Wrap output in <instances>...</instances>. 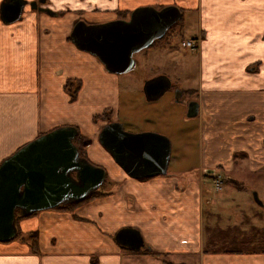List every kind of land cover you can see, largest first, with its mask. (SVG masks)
I'll use <instances>...</instances> for the list:
<instances>
[{
  "label": "crops",
  "instance_id": "crops-1",
  "mask_svg": "<svg viewBox=\"0 0 264 264\" xmlns=\"http://www.w3.org/2000/svg\"><path fill=\"white\" fill-rule=\"evenodd\" d=\"M5 1L0 0V8ZM24 1L19 19L6 23L0 16V164L41 134L73 126L91 138L87 158L104 168L108 187L72 208L40 210L15 222L17 231L35 234L34 242H0V264H138L156 258H164L165 264H264V251L224 249L234 244L236 224L219 228V215L216 219V214H210L213 221L203 227L204 205L229 199L209 198L207 181H212L213 172L228 173L227 183L237 190L243 186L237 188L230 180H235V166L241 161L254 164L251 175L264 176V116L258 112L264 90L259 88L264 85V0ZM167 5L195 14L196 34L188 38H198L191 56L196 86L181 89L190 98L183 102L170 99L171 103L183 106L182 121L198 120L201 137L218 154L204 164L207 168L199 171L196 179L181 169L131 178L98 142L106 119L101 117L90 128L80 129L83 108L75 111L80 96L72 99L65 82L82 79L89 68L106 76L112 73L94 55L76 48L69 36L79 20L87 24L127 20L135 8ZM186 67L187 63L181 66L183 70ZM111 93L108 118L119 122L118 95L115 89ZM191 100L198 105L197 114L187 117L186 106ZM148 121L151 127L126 131L146 130L167 137L174 132L168 122L159 129L158 121ZM184 161L172 158L170 151L167 169L169 164L182 165ZM200 165L202 169L203 161ZM243 222L240 218L239 228L250 223L264 228V216L256 209L251 221ZM126 228L139 233L143 249L131 250L116 242V234ZM192 255L194 260L183 261Z\"/></svg>",
  "mask_w": 264,
  "mask_h": 264
},
{
  "label": "water",
  "instance_id": "water-1",
  "mask_svg": "<svg viewBox=\"0 0 264 264\" xmlns=\"http://www.w3.org/2000/svg\"><path fill=\"white\" fill-rule=\"evenodd\" d=\"M44 2V0H40ZM24 0H6L0 8L1 19L12 22L20 18ZM36 2L30 6L35 8ZM181 16L175 5L160 9L153 6L135 8L129 18L99 24L77 21L70 41L81 51L94 55L110 73H124L134 68L133 55L161 38ZM170 87L165 76L148 80L143 85L146 100L159 98ZM179 91L175 94L178 102ZM186 116L197 114L196 102L186 106ZM77 129L61 126L26 143L0 164V242L16 235L15 210L21 216L80 201L100 187L105 177L102 167L80 157L73 139ZM99 144L131 178L165 174L171 144L162 134L128 132L118 122L104 125L98 133ZM257 204L262 205L257 198ZM115 240L120 245L139 251L144 244L139 233L126 228Z\"/></svg>",
  "mask_w": 264,
  "mask_h": 264
},
{
  "label": "rangeland",
  "instance_id": "rangeland-1",
  "mask_svg": "<svg viewBox=\"0 0 264 264\" xmlns=\"http://www.w3.org/2000/svg\"><path fill=\"white\" fill-rule=\"evenodd\" d=\"M183 24L185 25L184 28ZM196 30L195 14H190L185 10V13L181 15L180 21L172 29L167 31L161 41L134 54L133 57L136 61V66L133 69L119 74L112 73L109 76L99 73L94 68H89L85 73L81 72L82 79L79 77V84L72 86V89L75 86L79 87L77 88L76 96H80V99L76 103L77 107L75 111H81L78 108H83L80 129L85 130L90 128L93 122L98 123L101 118L97 119L96 115H101L104 110L110 107L109 103L113 99L111 89H115L119 101L118 119L123 129L126 130L129 128L136 131L151 127L148 121L151 119L158 121V126L156 127L160 129L163 122H168V125L174 131L170 136H166L171 144V156L172 158L175 157L179 162L182 160L185 161L182 165L178 164L175 166L169 164L167 173H170L173 169H181L180 172L196 179L199 171H205L207 168L204 164L209 163L218 152L206 145L207 140L202 138L199 132L198 120L195 118H186V121H182L179 116L181 115L183 106L181 103H171L172 100H170H174L175 98L174 87L179 91V89L193 88L196 86L197 79H193L194 61L191 58L192 51L183 49L181 46V41L188 39L192 34H196ZM183 55H185V58H183ZM186 63L187 67L183 70L181 66H185ZM97 76L98 78H96ZM158 76L169 77L173 83V87H170L160 98L147 101L144 97L143 85L146 81ZM106 87L110 89H105ZM215 87H217V84H215ZM98 88H100V91ZM230 88H233V86H230ZM259 88H264V85L262 84ZM98 92L102 93V95L97 96L100 94ZM261 92L263 95L258 102V112L259 115L264 116V90ZM184 96L185 94H183L181 101L185 99ZM233 106L236 109L237 103H234ZM107 117H109V114ZM107 117L104 119L107 120ZM237 160L240 161V159ZM201 161H203L202 169L200 165ZM213 167L219 169L216 165ZM253 167H255L254 164H248L247 161L244 163L241 161L240 164L235 166L233 177L235 181L237 180L236 182L239 187L243 186L242 190H237L227 183L229 176H227L228 173L225 171L224 176L221 174L217 177L221 179L220 189H215L213 181H207L210 189L208 193L209 198L212 196H218V198L226 196L229 199L226 202L218 200V203L214 202L208 206L206 204L204 205L203 227L210 221H213L210 214H216L213 217L216 219L217 215H219L217 219V226L219 228L223 227L222 225L224 224H231L232 227L234 224L237 225L233 227V230H236L233 233L234 236L236 235V238L233 239L234 244H227L224 246V249L233 247L235 250L240 251L251 250L254 248L253 245L259 241L258 235L261 234L259 230H264V228L259 229L257 225L251 223L246 228L238 227L240 218L244 220L243 223L248 224V220L251 221V215L255 209L259 210L264 216V176L258 177V175H251L252 169H255ZM261 169H263L261 172L264 173V168ZM107 182L106 180V185L100 186L99 190L107 188ZM255 198L261 202L262 206L256 204ZM236 205L241 206L239 208ZM249 206H252V209ZM23 218H26V216ZM260 225H263L262 221L259 223ZM17 232L16 236L10 240L11 242L28 241V233H23L21 230ZM254 240L255 243L252 244ZM195 258L196 256L194 255L189 257L185 256L183 261L190 262ZM148 260L150 261L149 263L138 264H165L163 262L164 258ZM169 261L173 262V258L170 257Z\"/></svg>",
  "mask_w": 264,
  "mask_h": 264
},
{
  "label": "trees",
  "instance_id": "trees-1",
  "mask_svg": "<svg viewBox=\"0 0 264 264\" xmlns=\"http://www.w3.org/2000/svg\"><path fill=\"white\" fill-rule=\"evenodd\" d=\"M162 39H163V37H162L161 39H157V40H155L150 46L155 45L157 42L161 41ZM74 84H75V85L79 84V79H68V80L65 82V84H64L66 91L69 93V95H70V97H71L72 99L75 98L77 88H79V87L75 86V88L72 89V86H73ZM78 86H79V85H78ZM108 114H110V110H109V109H106V110H104V112H103L101 115H96V118H97V119H98V118H101V117L105 118V117L108 116ZM109 120H110V119H108V117H107V121H109ZM90 142H91V138H90V137H88V136H84V135L80 134L79 132H77L76 136H75L74 139H73V144L76 146V148H77V150H78V152H79V155H80L81 157L87 158V155H86V146H87ZM105 181H106V180H105ZM105 181L102 183L101 186H104ZM231 183H232L235 187L239 188V185H238V183H237L235 180H232ZM99 194H101V192H100L99 189H97V190L94 191L93 193L87 195L83 200H80V201H77V202H73V203H67V204L58 205V206L55 207V209H68V208H72V207H74L75 205H77V204L80 203V202H83V201L89 200V199H91V198L97 197ZM32 214H33V213H32ZM29 215H31V214H28V215H26V216H29ZM23 217H25V216H21V215H20V210H19V209H16V210H15V222H17L18 220L22 219ZM260 232H261V234L258 235V236H259V238H258L259 241H258L256 244H254V243L252 242V244H254V245H253V246H254L253 249H254V250H259V251H264V230H259V233H260ZM17 233H18V232H17ZM34 235H35L34 233H30V234H28V240L31 239L32 243L34 242V239H33ZM254 241H255V240H254ZM234 251H235V250H232V251H230V252H234Z\"/></svg>",
  "mask_w": 264,
  "mask_h": 264
},
{
  "label": "flooded vegetation",
  "instance_id": "flooded-vegetation-1",
  "mask_svg": "<svg viewBox=\"0 0 264 264\" xmlns=\"http://www.w3.org/2000/svg\"><path fill=\"white\" fill-rule=\"evenodd\" d=\"M175 26V25H174ZM173 27H171L170 29H172ZM169 29V30H170ZM183 49H187V48H185V47H182ZM188 50V49H187ZM168 79L170 80V78L168 77ZM170 87H173V83L171 82V80H170ZM169 87V88H170ZM174 90H175V93H177L178 91V89L177 88H173ZM179 100L181 101V98H182V96H183V94H185V96H184V98L186 99L187 98V96L190 98L191 96L190 95H188V94H186V93H184L181 89H179ZM185 99H183V100H185ZM183 100H182V102H183ZM189 102H194L193 100H191V101H189ZM108 123V122H107Z\"/></svg>",
  "mask_w": 264,
  "mask_h": 264
},
{
  "label": "built area",
  "instance_id": "built-area-1",
  "mask_svg": "<svg viewBox=\"0 0 264 264\" xmlns=\"http://www.w3.org/2000/svg\"><path fill=\"white\" fill-rule=\"evenodd\" d=\"M195 43H196V41L193 39V40H187V41L183 42L182 44L185 45V46H189V47L193 48L195 46ZM215 184L218 187L219 182L216 180Z\"/></svg>",
  "mask_w": 264,
  "mask_h": 264
}]
</instances>
